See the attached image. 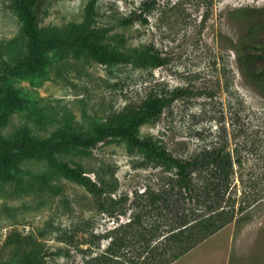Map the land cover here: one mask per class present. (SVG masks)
<instances>
[{
    "label": "rangeland",
    "instance_id": "1",
    "mask_svg": "<svg viewBox=\"0 0 264 264\" xmlns=\"http://www.w3.org/2000/svg\"><path fill=\"white\" fill-rule=\"evenodd\" d=\"M152 1L156 6L143 15L146 23L120 24ZM90 2L45 0L44 34L91 20L108 30L103 44L112 52L137 58L153 47L167 64L105 66L81 53H49L38 73L12 81L24 103L0 108V134L16 142H54L112 117L123 119L152 97L186 90L159 119L139 129L140 137L182 160L225 148L234 161L236 207L240 201L250 206L178 264H264V33L242 46L251 25L234 14L239 8L262 9L264 0H97L88 12ZM10 3L0 0V54L16 58L22 37ZM59 164L80 167L116 188L104 211ZM17 166L11 172L0 167V264L8 260L5 242L15 232L38 238L55 253L37 264H89L110 242L104 239L91 250V234L106 235L139 214L147 224L161 226L160 238H169L175 218L196 208L194 200L169 191L166 202L153 207V195L168 190L176 171L126 141L64 150L55 160L20 158ZM65 231L76 233L72 244L60 241Z\"/></svg>",
    "mask_w": 264,
    "mask_h": 264
},
{
    "label": "trees",
    "instance_id": "2",
    "mask_svg": "<svg viewBox=\"0 0 264 264\" xmlns=\"http://www.w3.org/2000/svg\"><path fill=\"white\" fill-rule=\"evenodd\" d=\"M44 1L11 0L10 8L20 26L22 47L16 58H5L0 54V108L21 107L24 100L12 87V81L38 73L47 64L49 53H58L65 57L81 53L105 66L132 62L136 66L147 62L156 67L167 64L153 47L138 53L137 58L112 52L103 44L108 30L96 28L91 20L83 27L44 34L40 27ZM96 1L91 0L88 12L93 11ZM155 6V1L145 2L139 14L132 12L120 24L130 26L146 23L143 15L152 12ZM234 14L249 21L251 25L248 38L242 41V46L249 44L248 39L251 36L264 33V8H239ZM250 18H254V21ZM243 62L248 63L249 57ZM188 93L180 90L174 92L171 98L152 97L139 109L129 112L123 118L125 120L112 117L101 127L93 130L77 129L71 135L62 136L54 142L34 139L16 142L0 134V167L10 172L17 171V160L20 158L45 157L55 160V155L64 150L88 151L108 140L126 141L131 147L147 153L150 158L176 171L174 178L170 179L168 190L164 189L160 194L153 195V207L166 202L164 198L169 191L194 200L196 208L192 209V214L188 212L175 218L169 229V238H160L161 226L147 224L139 214L106 235L91 234V250L93 247L99 249L104 239H110V242L89 264H173L232 223L238 214L244 213L250 206V203L244 206L243 201H240L239 208L236 207L234 161L231 154L225 152V148L215 147L195 158L182 160L153 141L140 137L139 129L143 125L159 119L171 103ZM59 166L68 177L88 190L99 210H105L106 197L116 190L113 185L95 181L80 167H71L68 164ZM195 211H199V214H195ZM71 233L65 231L60 241L72 244L76 233ZM5 247L9 255L3 264H37L55 254L49 253L45 243L38 238L18 232L7 238ZM64 252L68 254L65 250ZM58 254H62V249Z\"/></svg>",
    "mask_w": 264,
    "mask_h": 264
},
{
    "label": "crops",
    "instance_id": "3",
    "mask_svg": "<svg viewBox=\"0 0 264 264\" xmlns=\"http://www.w3.org/2000/svg\"><path fill=\"white\" fill-rule=\"evenodd\" d=\"M189 254V253H188ZM188 254H186L184 257H186ZM184 257H182L180 260H178V261H176V262H174L173 264H178L179 263V261H181V260H183V258ZM185 259V258H184Z\"/></svg>",
    "mask_w": 264,
    "mask_h": 264
}]
</instances>
